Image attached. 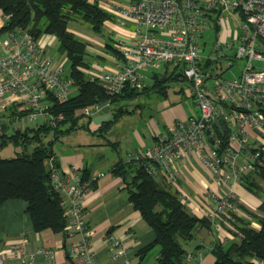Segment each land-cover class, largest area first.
I'll use <instances>...</instances> for the list:
<instances>
[{
    "label": "built area",
    "instance_id": "built-area-1",
    "mask_svg": "<svg viewBox=\"0 0 264 264\" xmlns=\"http://www.w3.org/2000/svg\"><path fill=\"white\" fill-rule=\"evenodd\" d=\"M93 1V0H91ZM97 5L111 15L119 39L109 43L116 51H98L112 61L102 73L87 71L91 81L109 95L131 89L142 91L168 73L179 74L185 81L186 95L193 99L197 115L184 120L174 119L158 134L159 140L142 152H128L127 162H137L154 175L163 172L170 186L177 183L176 162L194 152L208 167L219 184L230 181L241 183L242 175L251 172L256 164L264 165V68L253 65V60L264 61V0H96ZM7 16L0 11V132L2 125L13 119L20 127L41 119H52L51 99H68L72 86L68 79L66 58L56 49L54 38L34 36L26 29H3ZM108 21L104 23L107 25ZM230 28V38L220 37ZM211 30L215 38L210 44L200 40ZM208 45L209 53L202 56ZM54 47V50H50ZM235 48L234 53L227 50ZM50 50V52H49ZM225 63V64H223ZM236 68V75L224 73ZM102 104V103H101ZM108 107L107 103H103ZM100 104L86 107L85 117H91ZM8 108L16 113H8ZM13 111V110H12ZM24 111L21 115H17ZM17 115V116H16ZM232 115L236 127L232 128ZM61 119V116H58ZM217 118L222 132L214 124ZM227 137L222 145L220 137ZM104 174H97L101 177ZM56 189L64 195L67 226L79 233L81 242L72 244L67 256L72 264H96L86 241L83 223V197L87 191L80 182L76 169L61 174L51 171ZM91 176V180H96ZM183 203L186 202L181 197ZM232 198L217 199L212 215L235 208ZM107 254L111 264H131L133 235H106ZM28 239L20 237L8 244L20 264H33L42 255L46 264H58L51 248L27 250ZM200 253H196L198 257ZM194 258L187 253L185 260ZM6 255L0 253V264Z\"/></svg>",
    "mask_w": 264,
    "mask_h": 264
},
{
    "label": "trees",
    "instance_id": "trees-1",
    "mask_svg": "<svg viewBox=\"0 0 264 264\" xmlns=\"http://www.w3.org/2000/svg\"><path fill=\"white\" fill-rule=\"evenodd\" d=\"M0 11L7 16L2 31L26 29L37 37L54 38L56 49L66 58L68 79L77 88V94L64 101L51 99L48 110L52 119H41L24 128L11 119L2 125L0 132V150L11 145L15 151L12 157L0 155V206L9 199L22 200L34 232L45 229L62 232L68 214L66 201L51 179V171L58 168L53 145L79 129L103 136L123 114L129 113L125 102L149 90L164 95L168 84L179 80L180 75L166 70L142 91L127 89L116 95L106 94L88 77L91 54L88 43L68 30L69 23H85L90 30L101 34L104 23L112 19L96 0H0ZM105 48L117 55L109 42ZM101 103L108 104L111 118L92 132L89 128L92 118L85 117L81 110ZM6 111L17 112L13 108ZM83 119L84 123L80 122ZM220 139L222 145H227L226 135ZM112 173L121 177L129 203L153 232L152 241L140 248L138 254L143 255L157 245L159 254L153 264H185L187 253L181 241L191 240L198 228H209L211 219L189 212L163 172L154 175L137 162L120 161ZM79 177L86 189L95 186L87 171L79 173ZM241 184L260 198V205L253 212L237 204L245 217L229 209L217 214L228 223V231L238 240L230 244L214 243L213 264H264V165L256 164L253 171L244 173ZM230 200L236 205L234 199Z\"/></svg>",
    "mask_w": 264,
    "mask_h": 264
},
{
    "label": "crops",
    "instance_id": "crops-1",
    "mask_svg": "<svg viewBox=\"0 0 264 264\" xmlns=\"http://www.w3.org/2000/svg\"><path fill=\"white\" fill-rule=\"evenodd\" d=\"M101 55L102 58L98 61L107 59L105 57L108 55L103 53ZM94 65L95 63L92 64L93 68ZM108 66H112V61L105 67L108 68ZM178 116L177 112L174 114L170 112L169 115H165V122L161 117L154 120L151 116L149 134L135 132L134 137H67L68 134L53 145L61 174H67L74 168L78 173L87 171L90 177L97 178L95 186L87 188L83 197V223L85 230L88 229L84 237L87 238L86 241L92 250L96 264H111L107 254L106 235L108 233L116 237L125 235L127 232L133 235L131 264H153L158 257L159 246L157 245L143 255L138 254L140 248L152 241L153 232L141 219L140 214L132 208L123 180L114 175L112 169L118 162H125L126 153L142 152L145 147L156 143L159 140L158 134L162 133ZM91 123L96 126L93 122ZM90 124V131H95L97 128L91 129ZM12 150L13 153L10 156H1H14L13 147ZM176 167L179 179L171 188L179 194L180 198L186 199L184 204L188 205L187 210L199 217L211 219L210 215L217 199H234L236 206L232 211L243 217L245 214L237 207V204L253 212H256L260 205V198L248 191L241 183L231 180L229 185L219 184L210 169L194 152L178 160ZM100 173L104 175L97 177ZM161 177L162 175L159 179ZM210 222L209 228L196 229L191 240L181 241L185 253L194 256L190 261L185 260V264H213L214 256L211 249L214 243L230 244L238 240V237L228 231L229 225L224 219L214 215ZM252 225L258 227L254 222ZM21 236L28 239L27 250L29 251L39 247L53 249L58 264H72L67 256V250L72 244L81 242L83 238L67 225L62 232L58 233L49 229L34 232L25 212V202L9 199L0 206V253L6 255L5 264H20V261L8 251V244L17 241ZM196 253L200 255L197 257ZM33 264H46L45 258L42 255H36Z\"/></svg>",
    "mask_w": 264,
    "mask_h": 264
},
{
    "label": "rangeland",
    "instance_id": "rangeland-1",
    "mask_svg": "<svg viewBox=\"0 0 264 264\" xmlns=\"http://www.w3.org/2000/svg\"><path fill=\"white\" fill-rule=\"evenodd\" d=\"M230 28H233L231 22H229V30L228 27H225L221 31L220 37H226L227 39L230 38V36L228 35V31H230ZM68 30L74 33L77 37L81 38V40L86 41V43H88L89 45V51L93 53L89 54L88 56V62L90 64L88 71L92 73H102L103 71L99 72L97 69L93 68L92 64L98 63L99 67L104 70V67L110 61L108 59L98 61V59L102 55L98 54V56L97 52L102 51V49L104 50L103 46H105V44L110 40L119 39L118 31L122 30V26L116 25L114 21H108L107 25L103 26L101 34H99L93 30H90V28H88L85 23L79 25L69 23ZM214 38V33L211 30H208L206 31L204 37L200 40V42L202 43L203 41H206L208 44H210ZM202 48V46L199 47V52L202 54V56H207L209 53L208 45L204 48V50H202ZM50 50H54V47ZM234 51L235 48H232L230 50H227V53L231 54L234 53ZM252 63L255 66L264 68L263 60H253ZM233 74L236 75L235 67L231 68L230 71L225 72L224 76L231 77L233 76ZM168 85L169 86H167V90L164 95L149 90L138 95L133 100L125 102L124 106L127 107L129 113L121 116L116 121V123L110 127V129L108 130L109 132L104 134L103 137H134L135 132H137L138 134H149V119L151 116L154 117V120L161 117L165 122L164 117L165 115H169L170 112L173 114L174 112H177V114L179 115L177 119L180 120H184L188 115H197V109L193 103V99L190 96L186 95L187 84L185 83V81L179 79L170 82ZM76 94L77 88L75 86H71L69 89V96H74ZM84 121L85 119L81 120L80 122L84 123ZM229 121L232 124V128H235L236 122L232 115L229 116ZM30 124H35V122H32ZM90 126L91 129H95L100 125L95 126L91 123ZM76 131H73V133L69 134L67 137H102L101 135H99V133L90 134L88 131L83 129H79L78 132ZM12 153L13 150L11 145H8L0 150V155L2 156H10ZM184 205L186 209H189L187 204Z\"/></svg>",
    "mask_w": 264,
    "mask_h": 264
},
{
    "label": "water",
    "instance_id": "water-1",
    "mask_svg": "<svg viewBox=\"0 0 264 264\" xmlns=\"http://www.w3.org/2000/svg\"><path fill=\"white\" fill-rule=\"evenodd\" d=\"M110 118H111V113L109 108L102 103L99 105V110L93 113L91 122H93L96 125H101ZM214 124L218 128L219 132H222L221 125L217 118L214 119Z\"/></svg>",
    "mask_w": 264,
    "mask_h": 264
}]
</instances>
